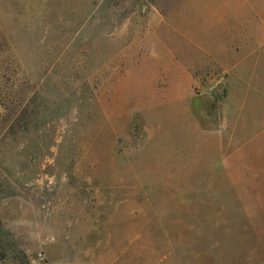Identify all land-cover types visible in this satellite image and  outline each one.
<instances>
[{"label":"rangeland","instance_id":"rangeland-1","mask_svg":"<svg viewBox=\"0 0 264 264\" xmlns=\"http://www.w3.org/2000/svg\"><path fill=\"white\" fill-rule=\"evenodd\" d=\"M0 264H264V0H0Z\"/></svg>","mask_w":264,"mask_h":264}]
</instances>
